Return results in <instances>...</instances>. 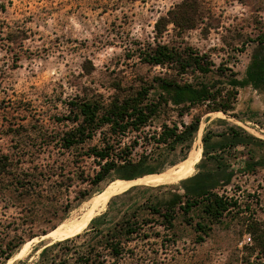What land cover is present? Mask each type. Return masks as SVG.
I'll return each instance as SVG.
<instances>
[{
    "label": "trees",
    "instance_id": "trees-1",
    "mask_svg": "<svg viewBox=\"0 0 264 264\" xmlns=\"http://www.w3.org/2000/svg\"><path fill=\"white\" fill-rule=\"evenodd\" d=\"M199 22L198 0H181L157 18L152 39L136 44L134 51L141 63L161 71L135 91L114 95L108 102L78 91L66 104L67 114L50 124L24 107L0 108V139L5 141L0 144V264L25 241L55 228L75 203L100 191L103 183L114 177L131 180L158 173L175 163L169 157L177 152L178 163L185 161L199 129L200 116L183 119L192 108L203 106L204 112L236 117L239 88L250 85L264 90L261 39L242 77L230 68L216 67L206 53L189 45L161 40L169 25L181 34ZM170 111L177 120H171ZM155 118H162L158 128L146 131ZM218 121L226 123L222 118ZM201 144L195 174L170 186L164 196L122 211L112 220H107V211L92 218L86 229L64 243L44 247L36 264H119L132 255L129 245L143 225L154 222L151 216L171 229L177 213L185 216L197 209L199 219L202 213L206 221L196 222L195 227L205 231L236 204L225 192L236 172L264 166V158L254 159L248 151L241 168L235 169L230 151L264 142L231 124L221 131L206 129ZM115 198L119 197L111 198L108 207ZM140 210L150 217L139 218ZM249 231L264 245V228L255 222ZM60 244L67 245L61 256L55 253Z\"/></svg>",
    "mask_w": 264,
    "mask_h": 264
},
{
    "label": "rangeland",
    "instance_id": "rangeland-1",
    "mask_svg": "<svg viewBox=\"0 0 264 264\" xmlns=\"http://www.w3.org/2000/svg\"><path fill=\"white\" fill-rule=\"evenodd\" d=\"M180 1L0 0V108L24 107L50 124L57 116L67 114L66 104L78 91L99 95L108 102L114 95L139 89L161 68L141 63L134 46L150 41L157 18ZM198 1L201 22L181 34L169 25L161 40L189 45L206 53L216 67L230 68L242 77L257 42H264V0ZM153 94L152 89L149 96ZM233 114L236 117L220 111L204 112L203 106H196L183 119L188 122L192 116H200L201 137L206 129L221 131L234 124L264 142V90L250 85L239 88ZM168 116L177 120L173 111ZM219 118L226 123L219 122ZM161 120L155 118L145 130L158 128ZM1 129L0 126V132ZM4 143L0 139V144ZM248 151L254 159L264 158L263 145L238 146L229 153L233 168H241ZM180 156V152L171 155L169 160L175 163L162 171L178 164ZM197 164L190 176L198 171ZM116 179L120 178L111 181ZM109 182L88 199L75 203L55 228L79 221L89 208L91 197ZM179 182L153 189H145L152 185L134 184L113 195L111 198H119L108 207L110 198L92 218L107 211V220H112L122 211L134 210L137 205L164 196L170 186ZM225 192L236 204L205 231L195 227L196 222L206 221L202 213L199 219L197 209L185 216L177 213L171 229L158 224L157 216H151L154 222L143 225L139 237L129 245L132 255L119 264H264V245L249 231L255 222L264 228V166L254 172H236ZM149 217L147 212L139 211V218ZM89 222L77 233L86 229ZM45 234L25 241L4 264H36L44 247L76 235L42 238ZM144 234L149 237L144 239ZM247 235L251 241L244 244L242 240ZM66 246L60 244L55 253L61 256Z\"/></svg>",
    "mask_w": 264,
    "mask_h": 264
},
{
    "label": "bare ground",
    "instance_id": "bare-ground-1",
    "mask_svg": "<svg viewBox=\"0 0 264 264\" xmlns=\"http://www.w3.org/2000/svg\"><path fill=\"white\" fill-rule=\"evenodd\" d=\"M201 151H202L201 150V132H200V129H198L197 136L193 141L192 148L185 161L178 163L175 166L167 170L160 171L155 174L154 173H151V175L145 174L143 176H140L138 178L131 179V180L116 179L114 181L109 182L101 192L91 197L90 206L87 209V211L83 213L82 218L79 221H75L74 223L60 225L56 227L55 229L49 231L47 234L42 235L41 237L62 239L74 233L76 234L88 224L90 219L95 214H98L101 210L105 208L107 201H109V199L113 195L120 193V192H124L125 190L129 189L134 184L157 186L161 184L175 183L183 178L190 176L194 170V165L198 163L200 160ZM27 244L28 243L26 242L21 247L22 248L21 251L26 247Z\"/></svg>",
    "mask_w": 264,
    "mask_h": 264
},
{
    "label": "built area",
    "instance_id": "built-area-1",
    "mask_svg": "<svg viewBox=\"0 0 264 264\" xmlns=\"http://www.w3.org/2000/svg\"><path fill=\"white\" fill-rule=\"evenodd\" d=\"M250 241H251V237H250V235H247V236H244L242 243L248 244V243H250Z\"/></svg>",
    "mask_w": 264,
    "mask_h": 264
}]
</instances>
